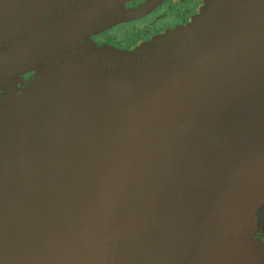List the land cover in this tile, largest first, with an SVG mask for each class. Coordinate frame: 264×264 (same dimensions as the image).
<instances>
[{
	"label": "water",
	"instance_id": "obj_1",
	"mask_svg": "<svg viewBox=\"0 0 264 264\" xmlns=\"http://www.w3.org/2000/svg\"><path fill=\"white\" fill-rule=\"evenodd\" d=\"M129 1L0 0V264H264V0Z\"/></svg>",
	"mask_w": 264,
	"mask_h": 264
},
{
	"label": "flooded vegetation",
	"instance_id": "obj_2",
	"mask_svg": "<svg viewBox=\"0 0 264 264\" xmlns=\"http://www.w3.org/2000/svg\"><path fill=\"white\" fill-rule=\"evenodd\" d=\"M145 0H131L126 4V8H135L139 4L143 3ZM189 3V7L182 11L180 17L175 18L173 22H171L169 25L165 26L161 29H153L151 28L153 24H155L158 20L164 19V18H171L170 12L168 13V9L171 8L173 5H176L177 3ZM204 0H164L161 2L157 7H155L150 13L147 15L137 18L130 21H125L122 23H118L115 25H112L100 32L92 34L88 39L87 42L94 43L95 46L103 48V47H111L117 50L121 51H136L137 48H139L142 45H145L149 42H151L152 39H154L157 36H161L167 33L169 30H174L177 27L180 26H186L196 15L199 14L200 10L204 6ZM167 7H163V6ZM159 9V12L154 16V20L149 23L148 25L143 26H137L136 28H133L132 31H126V34L136 33L138 36L135 41H129L128 39L124 37H117L112 36L109 34L111 30L118 26L125 25L126 23H134V22H140L142 19H145L146 17L150 16L154 11ZM156 13V12H155ZM31 77V74L24 76L26 80H28ZM259 240L264 243V234L260 235Z\"/></svg>",
	"mask_w": 264,
	"mask_h": 264
},
{
	"label": "rangeland",
	"instance_id": "obj_3",
	"mask_svg": "<svg viewBox=\"0 0 264 264\" xmlns=\"http://www.w3.org/2000/svg\"><path fill=\"white\" fill-rule=\"evenodd\" d=\"M189 3H177L176 5H173L171 8L167 7L166 5L163 6L164 8L167 7L169 8L167 11L168 13L170 12L171 18H164L158 20L151 28L153 29H161L164 28L165 26L169 25L171 22H173L177 17H180L181 13L183 10L189 7ZM156 12V13H155ZM159 12V9L154 11L150 16L146 17L145 19H142L140 22H134V23H126L125 25L118 26L111 30L109 32L110 35L112 36H117V37H124L128 39V43L131 40L132 42L135 41L138 36L136 33H131V34H126V31H132L133 28H136L137 26H143V25H148L154 20V16Z\"/></svg>",
	"mask_w": 264,
	"mask_h": 264
}]
</instances>
